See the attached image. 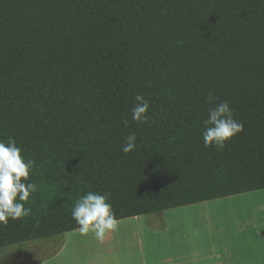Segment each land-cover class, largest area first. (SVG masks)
Wrapping results in <instances>:
<instances>
[{
	"label": "trees",
	"instance_id": "1",
	"mask_svg": "<svg viewBox=\"0 0 264 264\" xmlns=\"http://www.w3.org/2000/svg\"><path fill=\"white\" fill-rule=\"evenodd\" d=\"M209 94L244 124L220 150L201 135ZM9 137L38 190L29 217L0 225V250L79 229L88 192L119 221L264 189V0H0Z\"/></svg>",
	"mask_w": 264,
	"mask_h": 264
},
{
	"label": "rangeland",
	"instance_id": "2",
	"mask_svg": "<svg viewBox=\"0 0 264 264\" xmlns=\"http://www.w3.org/2000/svg\"><path fill=\"white\" fill-rule=\"evenodd\" d=\"M264 191V190H259ZM262 193V192H260ZM224 198L117 221L103 239L94 233L82 235L79 229L47 240L26 242L0 250V264H166V258L179 251V235L184 213L205 209H239ZM236 199V198H235ZM195 220V219H194Z\"/></svg>",
	"mask_w": 264,
	"mask_h": 264
},
{
	"label": "clouds",
	"instance_id": "3",
	"mask_svg": "<svg viewBox=\"0 0 264 264\" xmlns=\"http://www.w3.org/2000/svg\"><path fill=\"white\" fill-rule=\"evenodd\" d=\"M136 103L131 108L132 120L138 124H147L149 117V102L142 96H135ZM209 104L207 118L203 120L201 133L204 147L223 149L226 143L243 132V122L237 121L229 103H213L211 94L206 97ZM127 125V120L124 121ZM137 137L132 132L126 138L121 151L131 153L136 148ZM35 166V161L25 159L21 149L13 138L7 143L0 141V225H7L9 220L17 221L31 215V208L25 207L30 196L38 188L34 182H28ZM108 195L88 192L81 196L72 209V219L79 226L82 235L94 233L97 239H103L106 231L117 227V220Z\"/></svg>",
	"mask_w": 264,
	"mask_h": 264
},
{
	"label": "crops",
	"instance_id": "4",
	"mask_svg": "<svg viewBox=\"0 0 264 264\" xmlns=\"http://www.w3.org/2000/svg\"><path fill=\"white\" fill-rule=\"evenodd\" d=\"M259 190L226 197H234L231 204L239 209L185 212L186 224L173 233L180 237L179 251L165 263L264 264V191Z\"/></svg>",
	"mask_w": 264,
	"mask_h": 264
}]
</instances>
